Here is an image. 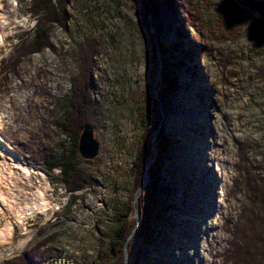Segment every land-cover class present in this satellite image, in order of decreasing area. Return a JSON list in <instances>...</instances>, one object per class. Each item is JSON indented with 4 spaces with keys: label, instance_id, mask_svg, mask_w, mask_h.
<instances>
[{
    "label": "rangeland",
    "instance_id": "374dc122",
    "mask_svg": "<svg viewBox=\"0 0 264 264\" xmlns=\"http://www.w3.org/2000/svg\"><path fill=\"white\" fill-rule=\"evenodd\" d=\"M29 1H1L0 67L18 36L34 27ZM68 1L65 27L52 25V47L20 62L16 73H0V130L6 139L0 164L20 178L24 193L12 210H0L7 240L0 263L46 236L39 264H225L229 230L249 202L243 169L254 166L264 180V3L151 0V14L146 0ZM87 38L97 42L92 95L99 145L93 158L80 156L79 167L92 182L71 194L59 170L45 172L32 154L37 145L57 149L67 140L51 111L55 100L69 94L78 71L74 56ZM190 47L196 54L187 57ZM162 67L175 89L160 99ZM156 119L148 178L135 197L144 172L137 176L132 161ZM151 165L160 176L156 219L140 228ZM131 203L125 219L132 234L122 256L111 249L112 239L124 224L116 217Z\"/></svg>",
    "mask_w": 264,
    "mask_h": 264
},
{
    "label": "trees",
    "instance_id": "16d2710c",
    "mask_svg": "<svg viewBox=\"0 0 264 264\" xmlns=\"http://www.w3.org/2000/svg\"><path fill=\"white\" fill-rule=\"evenodd\" d=\"M146 1L148 12L154 14L155 4L151 0ZM68 6V0H30L27 4V13L34 19V27L23 31L21 36H18L13 53L1 60L0 73H16L20 62L33 53L40 52L47 47L51 48L52 25L57 23L61 27H65V22L68 19ZM150 43L155 50V39L152 33L150 34ZM96 53L97 42L93 39L87 38L79 45L74 56L78 71L71 76L69 94L54 101L51 111L52 122L67 140L61 141L57 149L48 145H37L32 154L33 159L42 165L45 172L59 170L58 179L71 194L92 182L91 176L79 167L81 159L78 151V138L83 126L94 127L96 123L98 102L92 95ZM184 53L190 57L196 54V51L190 47L185 49ZM161 55L163 56L162 52ZM154 59L157 66L156 56ZM164 72L165 69L162 67L161 92L158 96L160 99L175 89V79L169 78ZM151 98L155 101L157 99L155 94ZM158 123L159 119L152 121L145 129L143 141L139 142V153L132 161V167L136 169L137 176H141L144 172V165L151 153L149 137ZM159 135L164 137L162 132ZM240 158L242 159V157ZM148 171L150 183L143 192L142 200L145 208L141 211L140 228H148L156 219L155 205L160 176L158 169L153 165L148 168ZM256 172V168L252 165L243 169L242 179L249 202L239 215L237 222L229 230L230 240L224 260L225 264H264V180ZM132 206V203L128 204L126 210H123L122 216L116 217L124 224L116 229L111 249L116 253H121L122 256L123 246L131 229L125 216L131 211ZM39 234L43 235L42 232ZM48 241V237L45 236L42 241L32 245L22 254L6 259L0 264H39L43 262L47 253L45 245ZM102 256L100 254V259H103Z\"/></svg>",
    "mask_w": 264,
    "mask_h": 264
},
{
    "label": "bare ground",
    "instance_id": "6f19581e",
    "mask_svg": "<svg viewBox=\"0 0 264 264\" xmlns=\"http://www.w3.org/2000/svg\"><path fill=\"white\" fill-rule=\"evenodd\" d=\"M2 0H0V18L3 17L4 14V8L2 5ZM257 2H262L264 3V0H254ZM4 18V17H3ZM1 21V20H0ZM3 26L0 24V29ZM1 32V31H0ZM1 44V43H0ZM4 139L5 137H3V134L0 130V142L1 144L4 143ZM6 140V139H5ZM6 142V141H5ZM2 148V147H1ZM6 148V147H5ZM4 150V149H3ZM8 153L13 154L11 148H7ZM1 153V152H0ZM15 153V152H14ZM2 155V154H1ZM4 155V154H3ZM7 155V154H6ZM11 156V155H10ZM20 158V157H19ZM17 159V158H16ZM21 159V158H20ZM16 161V160H15ZM19 162V161H18ZM16 163V162H15ZM14 164V163H13ZM20 164V163H19ZM7 166V165H6ZM18 166V165H17ZM15 168V167H14ZM17 168V167H16ZM26 173L29 174V169L26 167L25 170ZM26 173H24V175H26ZM19 177H17V175L11 170V169H7V168H3L2 165L0 164V201H2L3 207H1L0 205V210L1 209H5L6 207H8V209L12 210V204L15 202V200H17L18 196H22L24 195V193L22 192V195L20 194V186L18 185V179ZM24 179L27 180V177L24 176ZM30 182V180H29ZM22 190V189H21ZM19 192V193H17ZM214 196H212V199L216 196V194L213 192L212 193ZM222 195V194H221ZM223 196H221V198H223ZM225 198V197H224ZM27 199V198H26ZM226 201V199H225ZM39 207V206H38ZM46 208L50 207V205H46ZM45 208V209H46ZM8 237V236H7ZM6 237L4 236V234H2V231L0 230V247L2 246L3 243L7 242V240H5Z\"/></svg>",
    "mask_w": 264,
    "mask_h": 264
},
{
    "label": "water",
    "instance_id": "95a60500",
    "mask_svg": "<svg viewBox=\"0 0 264 264\" xmlns=\"http://www.w3.org/2000/svg\"><path fill=\"white\" fill-rule=\"evenodd\" d=\"M155 47L158 49L157 42H155ZM157 57H158V59L160 61V56L157 55ZM157 69H158L157 75H159L160 74V67L157 66ZM158 130H159V125L154 130V133H156ZM98 145H99V143H98L97 139L94 138L93 127L91 125L83 126V128L81 130V133L79 135V138H78V151H79L80 156L84 157V158H88V159L93 158L98 152ZM152 150L154 151V157H155V148H154V146L152 147ZM151 160L152 159H150L145 165L146 166L145 167V171H144V174L142 176L141 183L139 184V186L136 189L135 197H137L138 191L146 183V180L148 178V175L146 173V168H147L148 164L151 162ZM131 234L132 233H130V235ZM125 246H126V243L124 245V248H125ZM124 255H126V250L125 249H124Z\"/></svg>",
    "mask_w": 264,
    "mask_h": 264
}]
</instances>
